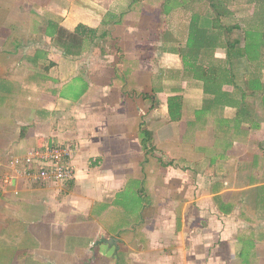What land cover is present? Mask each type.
I'll list each match as a JSON object with an SVG mask.
<instances>
[{"label":"crops","instance_id":"1","mask_svg":"<svg viewBox=\"0 0 264 264\" xmlns=\"http://www.w3.org/2000/svg\"><path fill=\"white\" fill-rule=\"evenodd\" d=\"M0 264H264V0H0Z\"/></svg>","mask_w":264,"mask_h":264},{"label":"built area","instance_id":"2","mask_svg":"<svg viewBox=\"0 0 264 264\" xmlns=\"http://www.w3.org/2000/svg\"><path fill=\"white\" fill-rule=\"evenodd\" d=\"M76 149L69 144L46 145L27 151L23 158H13L11 165L19 172L33 176L37 180L64 182L74 178V168L70 161ZM39 163L37 170L35 164Z\"/></svg>","mask_w":264,"mask_h":264},{"label":"trees","instance_id":"3","mask_svg":"<svg viewBox=\"0 0 264 264\" xmlns=\"http://www.w3.org/2000/svg\"><path fill=\"white\" fill-rule=\"evenodd\" d=\"M198 37H199V36H198ZM198 37H197V35H196V34H194L193 41H191V40H190V42H189V43H190V45H191V44H198V43H199V42H198L199 40H197V39H198Z\"/></svg>","mask_w":264,"mask_h":264}]
</instances>
